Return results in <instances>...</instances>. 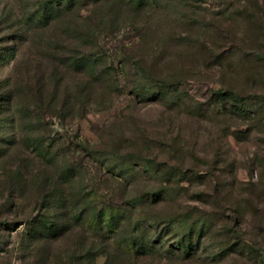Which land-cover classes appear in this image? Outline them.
Wrapping results in <instances>:
<instances>
[{
  "label": "trees",
  "instance_id": "1",
  "mask_svg": "<svg viewBox=\"0 0 264 264\" xmlns=\"http://www.w3.org/2000/svg\"><path fill=\"white\" fill-rule=\"evenodd\" d=\"M63 1H42L27 23L46 29L52 21L72 14L75 2L89 13L56 36H47L40 58L23 64L26 77L20 86L11 75L2 80L0 258L10 243L3 231L21 228L19 241L31 257L27 264H190L230 258L235 264L262 262L264 211L257 202L261 191L252 184L239 196L220 186L212 197L213 210L196 212L182 207L177 196L186 194L193 181H205L207 172L197 168L201 157L195 152L189 168L174 166L162 156L183 153L177 136L145 127L127 133L123 114L94 128L96 143L70 131L89 111L111 105L119 70L135 71L143 79V84L132 86L141 102L181 111L186 98L180 93V79L156 71L167 40L158 38L155 12L149 8L162 0H69L65 5ZM175 1L190 4V0ZM121 18L131 21L129 28L137 41L114 48L120 57L115 67L107 59V49L98 47L100 39L115 37L119 25L114 22ZM14 35L12 44L1 48L0 72L9 67L11 72L21 44L27 41L25 33ZM260 37L252 55L264 65V34ZM212 46L192 40L206 67L222 68L210 112L230 116L226 121L240 120L247 125L245 134L251 135L259 131L264 118V92L237 89L231 72L236 64L230 59L234 48L216 53ZM229 130L223 129L226 139ZM226 148L224 156L216 147L211 153L216 171L235 167ZM257 163L249 159L244 167L250 170ZM93 168L100 176L91 183L88 174ZM232 176L235 181L236 175ZM223 191L232 198L227 207ZM206 195L205 189L199 190L197 200L205 203Z\"/></svg>",
  "mask_w": 264,
  "mask_h": 264
},
{
  "label": "rangeland",
  "instance_id": "2",
  "mask_svg": "<svg viewBox=\"0 0 264 264\" xmlns=\"http://www.w3.org/2000/svg\"><path fill=\"white\" fill-rule=\"evenodd\" d=\"M42 1L44 0H0V51L1 48L12 44L11 39L15 36L14 34L27 35V41L21 44L18 61L14 63L16 65L13 67L14 71L12 72V69L8 73L9 67L0 72V89H2L3 78L9 75L13 76L16 87L20 86L21 81L26 77L23 74L25 73L23 64L28 61L35 63L40 58L45 52L44 43L48 42L47 36L52 34L56 36L61 28L79 23L81 19L78 17L89 13L88 8H80L75 2L72 14L52 21L46 29H38L26 20L33 17ZM68 1L64 0L63 5ZM149 9V12H155L153 25L159 29L158 38L167 40L156 71L159 74L175 75L180 79V93L183 98H186L185 103L180 106L181 111L178 109L169 111L161 104L148 105L141 102L133 95L132 86L143 84V79L135 71L124 74L119 70L116 77L118 91L113 96L111 105L104 110L89 111L84 119L69 127L70 131L82 140L96 143L99 138L94 128L123 114L125 119L122 121V127L127 133L131 129L145 127L153 133H166L168 137L177 136L184 147L183 153L162 154V156H165L174 166L189 168L194 165L195 160L191 153L195 152L201 157L200 167L197 168L207 172L205 181H199V179L193 181L189 185L191 189L186 190V194L177 196V201L182 207L196 212L198 210L210 212L213 210L212 197L215 196V189L223 186L224 189L233 191L235 196H239L243 188L252 184L256 190L261 191L257 202L264 211V118L259 131L248 135L245 134L247 128L245 123L237 119L226 121V118L230 116L210 112L215 107L214 92L221 86L219 73L222 68L213 65L206 67L202 55L195 53L192 47V40L198 39L211 46L213 44L212 50L216 53L234 48V54L230 56V59L238 66L231 69L237 83L236 88L245 93L264 92V65H261L262 62L252 55L256 44L262 42L260 35L264 34V0H190L189 6L178 5L175 0H162L161 3L154 4ZM114 23V26L119 25L118 33L115 37L100 39L98 48L99 50L107 49V59L109 61L111 59L116 67L120 57L114 54V48H119L122 43L130 46L131 42L137 41V37L129 28L131 24L129 19H117ZM58 28L59 31H57ZM77 49H80L79 45ZM229 52L231 54V51ZM225 127L230 128L227 139L223 134ZM225 139L228 145L225 144ZM225 146L236 162L235 167L231 170L224 168V171L221 169L216 171L212 168L214 157L211 153H214L216 147L218 153L224 156ZM79 157L82 159L84 155ZM249 159H256L258 162L250 170L244 167ZM233 174L237 178L235 181L232 178ZM88 175L91 183L100 176L94 168ZM105 185L106 183L102 184V186ZM201 189H205L208 194L204 197L205 203L200 202L196 197ZM222 193L223 202L227 207L232 198H228L224 191ZM225 212L230 215L229 209ZM20 230L21 228L12 232L3 231L4 237L10 243L7 251L2 255L3 258H0V264H27L31 259L28 255L29 251L24 250L25 246L19 241ZM59 244L62 247V243L59 242ZM260 246L264 256V240ZM58 247L57 244L55 250ZM235 261L230 258L228 261L219 263H199L198 261L190 264H235ZM249 264H264V258L262 262L253 260Z\"/></svg>",
  "mask_w": 264,
  "mask_h": 264
}]
</instances>
